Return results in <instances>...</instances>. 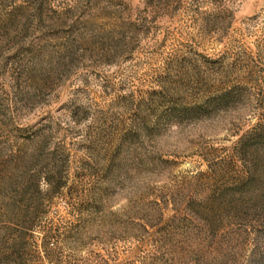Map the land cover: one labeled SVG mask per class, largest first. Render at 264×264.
I'll list each match as a JSON object with an SVG mask.
<instances>
[{
	"label": "rangeland",
	"instance_id": "obj_1",
	"mask_svg": "<svg viewBox=\"0 0 264 264\" xmlns=\"http://www.w3.org/2000/svg\"><path fill=\"white\" fill-rule=\"evenodd\" d=\"M0 264H264V0H0Z\"/></svg>",
	"mask_w": 264,
	"mask_h": 264
}]
</instances>
